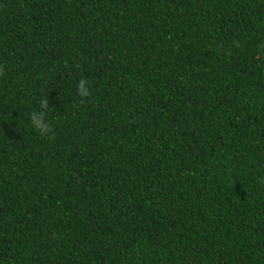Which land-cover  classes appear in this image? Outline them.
Masks as SVG:
<instances>
[{
	"label": "trees",
	"instance_id": "1",
	"mask_svg": "<svg viewBox=\"0 0 264 264\" xmlns=\"http://www.w3.org/2000/svg\"><path fill=\"white\" fill-rule=\"evenodd\" d=\"M0 264H264V0H0Z\"/></svg>",
	"mask_w": 264,
	"mask_h": 264
},
{
	"label": "clouds",
	"instance_id": "2",
	"mask_svg": "<svg viewBox=\"0 0 264 264\" xmlns=\"http://www.w3.org/2000/svg\"><path fill=\"white\" fill-rule=\"evenodd\" d=\"M78 93L81 97H87L90 95V92L86 86V81L84 79H81L77 86ZM83 103V100L81 101ZM43 106L47 108V101L45 100L43 102ZM43 113H41V116L38 118L35 115V112L31 114V120L33 122V126L40 132L42 136L47 135L52 132L51 126L44 122L42 120ZM49 139H54V135L49 136Z\"/></svg>",
	"mask_w": 264,
	"mask_h": 264
}]
</instances>
